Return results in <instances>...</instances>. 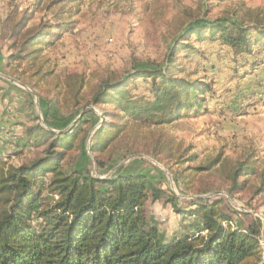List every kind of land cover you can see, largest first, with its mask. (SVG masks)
Returning <instances> with one entry per match:
<instances>
[{"label": "rangeland", "instance_id": "rangeland-1", "mask_svg": "<svg viewBox=\"0 0 264 264\" xmlns=\"http://www.w3.org/2000/svg\"><path fill=\"white\" fill-rule=\"evenodd\" d=\"M63 1L0 0V159L6 170L44 154L48 143L34 146L29 128L40 125L62 135L91 112L100 121L95 117L96 124L87 129L82 155L77 151L66 156L69 173L76 166L96 177L145 174L187 210L192 200L221 198L223 213L232 218L224 223L226 228L244 229L261 221L258 238L264 251V35L254 34L257 26L264 29V0H65L62 6ZM63 12L73 16L68 18L71 28L43 52L37 67L23 74L26 65L16 62L5 71L6 56L15 54L9 52L8 28L29 20L24 32L32 34ZM225 18L243 21L260 45L251 52L236 51L222 44L219 34L202 43L192 35L190 44L197 53H178L168 69L177 79L209 84L212 93L201 113L191 111L161 127L130 120L106 155H113L112 161L99 169L90 147L103 122L93 103L102 84L120 81L134 68L165 67L170 48L188 26ZM39 65L41 74H50L42 81L34 76ZM127 86L133 96H150V82L143 78ZM179 157L191 161L177 167ZM246 160L255 164L257 173L243 191L230 195L231 172ZM195 167L210 169L193 178L187 191L175 176ZM146 216L165 243L203 226L200 216L178 214L167 200H150Z\"/></svg>", "mask_w": 264, "mask_h": 264}, {"label": "trees", "instance_id": "trees-1", "mask_svg": "<svg viewBox=\"0 0 264 264\" xmlns=\"http://www.w3.org/2000/svg\"><path fill=\"white\" fill-rule=\"evenodd\" d=\"M63 3L66 6L68 2ZM67 14H57L52 24H43L32 34L24 32L29 20L8 28L9 52L15 54L6 56L4 70L16 62L26 65L23 74L34 70L43 52L69 32L73 16L65 17ZM258 27L254 34L264 35V29ZM216 34L222 44L236 51L251 52L261 41L243 21L225 18L194 23L175 40L165 67L134 68L122 80L102 84L93 103L100 108L103 122L90 147L99 169L105 170L112 161L113 155H106L130 120L161 127L191 111L201 113L205 97L212 93L209 84L170 76L168 66L172 67L178 53H190L188 57L197 53L190 44L192 35L196 43H202L215 40ZM42 65L34 74L40 81L50 75L41 74ZM140 78L150 82L149 97L133 96L128 89L130 82ZM89 114L93 117L88 118ZM95 117L100 121L86 113L62 135L40 125L29 128L27 135L34 146L48 143L44 154L7 170L0 159V264H264L258 238L261 221L244 229L226 228L224 223L232 218L223 213L221 198L192 200L187 210L178 205V197L145 174L99 179L76 166L69 173L64 168L66 156L77 151L82 155L87 129L96 124ZM181 159L177 167L191 161ZM207 169L186 168L175 180L191 191L193 178ZM231 173L228 193L234 195L245 189L257 168L246 160ZM150 200H167L178 214L200 216L202 229L163 242L158 227L147 222L146 204Z\"/></svg>", "mask_w": 264, "mask_h": 264}, {"label": "water", "instance_id": "water-1", "mask_svg": "<svg viewBox=\"0 0 264 264\" xmlns=\"http://www.w3.org/2000/svg\"><path fill=\"white\" fill-rule=\"evenodd\" d=\"M99 179H106L105 177L98 176Z\"/></svg>", "mask_w": 264, "mask_h": 264}]
</instances>
